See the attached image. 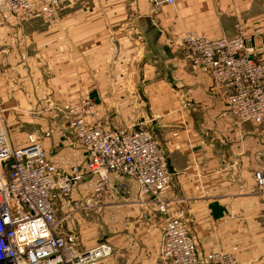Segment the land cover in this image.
<instances>
[{
	"label": "crops",
	"instance_id": "crops-1",
	"mask_svg": "<svg viewBox=\"0 0 264 264\" xmlns=\"http://www.w3.org/2000/svg\"><path fill=\"white\" fill-rule=\"evenodd\" d=\"M238 27L252 57L264 59V0H66L52 14L30 15L0 3V105L9 120L42 123L53 114L22 116L90 105L89 123L147 127L166 157L172 179L163 212L128 179L93 188L97 177L81 166L72 198L101 204L64 218L58 203V228L74 233L80 250L109 242L114 252L99 264H164L169 216L183 219L199 254L219 249L240 264H264V190L254 179L264 167V120L237 121L209 72L185 60L181 42L187 32L234 36ZM74 139L82 155L68 135L51 131L45 140L59 169L49 151L85 163L75 132ZM125 184L129 194L120 192Z\"/></svg>",
	"mask_w": 264,
	"mask_h": 264
},
{
	"label": "built area",
	"instance_id": "built-area-1",
	"mask_svg": "<svg viewBox=\"0 0 264 264\" xmlns=\"http://www.w3.org/2000/svg\"><path fill=\"white\" fill-rule=\"evenodd\" d=\"M66 0H0L16 14L33 10L52 14ZM172 4L174 0H157ZM234 36L206 37L187 32L182 36L183 55L193 66L206 69L214 87L223 95L237 121L264 120V59L252 57L249 37L238 27ZM261 33V29H255ZM0 105V264H99L114 247L100 241L78 249L74 233H63L56 215L58 203L64 218L78 209H90L91 198L74 199L81 182V166L97 177L95 187L103 189L112 178L133 183L139 197L151 196L165 211L164 195L171 186V173L154 134L147 128L120 126L105 128L89 123L90 107L69 110L70 126L85 152V163L59 169L34 134L22 145L10 139ZM69 118V116H68ZM255 183L264 190V167L254 172ZM127 184L120 192L129 194ZM159 255L164 264H240L219 249L199 254L180 216H169L163 230Z\"/></svg>",
	"mask_w": 264,
	"mask_h": 264
},
{
	"label": "rangeland",
	"instance_id": "rangeland-1",
	"mask_svg": "<svg viewBox=\"0 0 264 264\" xmlns=\"http://www.w3.org/2000/svg\"><path fill=\"white\" fill-rule=\"evenodd\" d=\"M251 46V44H249ZM75 106H80V107H85L86 109L88 107H90V110H93L92 106L90 105H76V104H68V105H64V106H60V105H52L50 107H42L40 108L38 111L37 110H31V111H25V114H23L22 117H24V115H30V114H34L36 113L37 115L40 114H44V115H49V114H53L52 118L49 121L46 122H37V121H11L8 119V117L5 115V111L3 113L4 116V123L6 125V128L9 132V136L10 139L12 140L13 143H22L25 142L27 140V136L29 134H34L37 138H39V140L41 141L43 147L45 148L46 146V139H48L51 131L55 132V133H59V134H65L68 135L70 137V141H69V147L73 148L72 150H74L73 153H77L81 154V151L79 149V147L77 146V143L74 139V132L73 129L70 126V119L72 117V115H69V110L71 107H75ZM4 109V108H3ZM94 113V110H93ZM93 113H89L93 114ZM69 116V118H68ZM55 120V121H54ZM61 120V121H59ZM97 124V123H96ZM129 124V123H127ZM121 125H126V124H115L116 127H120ZM45 126V127H44ZM114 126V127H115ZM135 128L137 127H142V128H147L144 126H134ZM148 129V128H147ZM150 130V129H149ZM46 151L48 150L47 147L45 148ZM80 152V153H79ZM76 154V155H78ZM49 155L55 157H58V159L60 160V162H62V164H60L63 168H68L71 163L67 164L66 162H68L69 160L71 161L72 159L69 158V156H71L72 154L68 155L67 154H62V153H56L55 151H49ZM82 158H79L77 161H81ZM73 163H78V162H72ZM95 184H94V187ZM97 190H101L96 188ZM91 192V190H90ZM75 195H73L74 197ZM74 199H78V198H74ZM100 202H97L94 207L90 208V209H78L75 211L71 212L70 216H75L77 214H90L93 212L94 209L98 210V207L100 206ZM70 216H68L70 218ZM67 217V218H68Z\"/></svg>",
	"mask_w": 264,
	"mask_h": 264
}]
</instances>
